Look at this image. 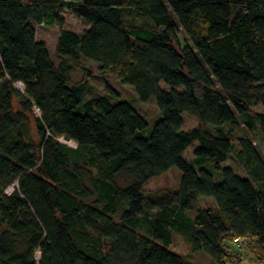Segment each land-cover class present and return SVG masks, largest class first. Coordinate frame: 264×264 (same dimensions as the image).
Wrapping results in <instances>:
<instances>
[{
  "label": "trees",
  "instance_id": "obj_1",
  "mask_svg": "<svg viewBox=\"0 0 264 264\" xmlns=\"http://www.w3.org/2000/svg\"><path fill=\"white\" fill-rule=\"evenodd\" d=\"M63 8L89 28H63ZM31 21L59 27L53 57ZM85 61L154 100V125L107 84L89 98ZM258 105L264 0H0V264H194L176 236L242 264L235 238L264 247ZM174 167L178 190L147 196Z\"/></svg>",
  "mask_w": 264,
  "mask_h": 264
},
{
  "label": "rangeland",
  "instance_id": "obj_2",
  "mask_svg": "<svg viewBox=\"0 0 264 264\" xmlns=\"http://www.w3.org/2000/svg\"><path fill=\"white\" fill-rule=\"evenodd\" d=\"M59 20L63 23V28L76 32L78 34L84 33L88 28L89 24L82 19L76 12L75 9L63 8L58 12ZM136 22H140V19L135 16ZM31 24L36 30L37 40L44 42L49 49L51 57L54 56L56 50V41L59 34V27H46L44 25H37L33 21ZM183 40V37H180ZM84 64L90 68L93 73V77L89 80L90 91L88 97H96L97 95H103L105 93L106 84L112 87L122 99L126 101H135L137 103V111L145 117L150 127L154 125V122L159 119V110L154 100L148 102H141L132 87L122 85L117 78L110 75H104L95 69V64L89 61H85ZM84 77V74L80 70H74L72 78L79 81ZM165 88L164 86H162ZM257 112H263L264 108L262 105H258L254 108ZM36 116H39L37 110H35ZM198 125V120L190 115H184V129L188 130ZM32 136L38 140L36 134V128L32 125ZM67 144L70 147L75 148L77 145L75 142L69 141ZM198 146L197 142H194L192 146L184 153V158L190 160L193 158L194 149ZM264 152V149H263ZM222 167H229L235 170L239 175L242 172L235 167L231 162H227ZM182 178L181 171L174 167L168 172L164 173L160 177L152 179L145 188V194L147 196L160 195L163 196L166 193L176 192L179 188ZM120 187H125L131 183V179L127 176H120L116 179ZM233 249L240 253V259L242 264H264V247L259 246L256 242H251L249 247L244 245L235 246L232 244ZM171 249L188 260H191L194 264H215L207 255L203 253H192L190 247L178 236L173 240Z\"/></svg>",
  "mask_w": 264,
  "mask_h": 264
},
{
  "label": "built area",
  "instance_id": "obj_3",
  "mask_svg": "<svg viewBox=\"0 0 264 264\" xmlns=\"http://www.w3.org/2000/svg\"><path fill=\"white\" fill-rule=\"evenodd\" d=\"M247 240H242L241 238H235L234 240H233V244L235 245V246H241V245H243L245 242H246Z\"/></svg>",
  "mask_w": 264,
  "mask_h": 264
},
{
  "label": "water",
  "instance_id": "obj_4",
  "mask_svg": "<svg viewBox=\"0 0 264 264\" xmlns=\"http://www.w3.org/2000/svg\"><path fill=\"white\" fill-rule=\"evenodd\" d=\"M18 89L21 91V92H24V88L21 84H18Z\"/></svg>",
  "mask_w": 264,
  "mask_h": 264
}]
</instances>
